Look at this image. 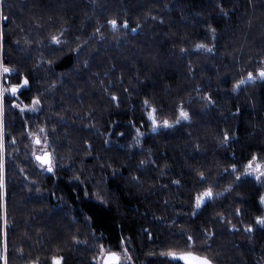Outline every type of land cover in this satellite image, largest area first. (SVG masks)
Wrapping results in <instances>:
<instances>
[{
  "label": "trees",
  "instance_id": "16d2710c",
  "mask_svg": "<svg viewBox=\"0 0 264 264\" xmlns=\"http://www.w3.org/2000/svg\"><path fill=\"white\" fill-rule=\"evenodd\" d=\"M3 16L0 57L19 73L5 86L30 81L3 100L8 264H98L101 244L126 248V264H185L170 249L264 264V184L244 174L253 154L264 162V0H3ZM33 97L39 111L12 102ZM152 107L173 123L151 129ZM130 124L136 146L109 143ZM30 133L47 141L54 171Z\"/></svg>",
  "mask_w": 264,
  "mask_h": 264
},
{
  "label": "snow or ice",
  "instance_id": "6c2138e0",
  "mask_svg": "<svg viewBox=\"0 0 264 264\" xmlns=\"http://www.w3.org/2000/svg\"><path fill=\"white\" fill-rule=\"evenodd\" d=\"M0 19H7V17L3 16V0H0ZM110 25L115 28L118 25V21L116 19H112L109 21ZM123 24L125 27L128 25V21L124 20ZM99 32V29L96 30ZM214 31V29H213ZM0 36H2V31H0ZM62 36V34H61ZM61 36H52L51 41L54 42L56 45H60L64 43L65 41L62 40ZM197 47H208V45L200 44L197 45ZM51 63V61H49ZM13 72H16L17 75H19L18 71L16 69L10 68L6 64L3 63L2 57H0V170L3 169V157H2V152L4 148V143H3V114H4V96L5 93H10L11 96L9 97L11 99L12 96H15L18 91L22 88H25L26 86H29L30 81L27 76H23L21 78V82L17 84H10V86L6 87L5 86V81L3 80V77L6 74H11ZM259 77L261 79H264V67L259 69ZM255 77L253 76L252 72L248 73V79H254ZM247 81L241 80L237 81V87L239 85L246 83ZM209 100H211V97H209ZM15 107L19 108L21 112H23L25 109H30L33 111H39L38 105L40 104V99L39 97H33L32 98V104H16L15 100L12 101ZM145 104H148V101H145ZM156 112L157 109L155 107L151 108V111L148 112V116L152 120L153 127L155 128L156 126L160 125L161 123L164 126H170L171 123L169 120L165 119L162 122L158 121L156 118ZM179 118H189L188 112H186L182 107L180 108L179 111ZM179 118L175 121V123L179 122ZM35 138V143L36 144H45L47 145V141H42L39 136H37L35 133H30ZM142 135V133H141ZM227 133H225V139H227ZM33 155L36 156L37 162H39V166L41 168H46L47 171L52 172L55 170V162L54 158L51 152L47 151V148H45V151L41 154H36L33 153ZM258 160V157L256 154L252 155V158L248 160L247 164L244 165L245 168V173L244 174H254L256 175L257 179H260L261 177H264V163H255ZM233 171L237 169V165L233 164L231 166ZM227 171V170H225ZM201 177H204V173H200ZM237 179H239V176H237ZM179 183V181H177ZM4 186V180L2 177H0V188H3ZM229 188H231V185H229ZM214 198V193L211 187L205 189L202 193H197L195 195V207L200 208L203 204H205L206 200H210ZM99 199H103L102 197H99ZM261 202H264V195H261L259 197ZM240 210L237 209V212ZM195 214V213H193ZM256 220L258 221L259 224L264 225V216H259L256 217ZM8 225V220H7V213L5 209L4 213V219H3V226L5 229V241H4V247H3V252H0V259L3 260V264H8V258H7V240H6V229ZM233 228L236 227V225H232ZM246 230L251 231L252 230V225H246L245 226ZM187 240L192 242V246L194 247L195 242L193 241L192 237H187ZM125 255L122 257L120 252L117 251H112V250H106L104 245H99V255L96 257H93L92 259L94 261H97L98 264H125V261L130 260V254H127V249H124ZM163 255H167L169 257H172L174 260H181L186 262V264H215L214 258L210 257L208 254H201L199 252L195 251H175V250H168L166 253H162ZM52 264H63L64 257L63 256H53L51 258ZM32 264H39L38 261H33Z\"/></svg>",
  "mask_w": 264,
  "mask_h": 264
},
{
  "label": "rangeland",
  "instance_id": "374dc122",
  "mask_svg": "<svg viewBox=\"0 0 264 264\" xmlns=\"http://www.w3.org/2000/svg\"><path fill=\"white\" fill-rule=\"evenodd\" d=\"M39 106L40 105H38V108H39ZM24 111L34 112L33 110H30V109H25ZM149 111L150 110L147 109V113ZM159 126H161V124L158 125V127ZM155 128L152 127L151 129H155ZM141 133H142V130L140 129V127L133 126V125L130 124V126L127 127L126 129H120L118 131L113 130V132H110V134L108 135V141H109V143H115V144L118 143L120 145L133 147V146H136L138 144V141L141 139V136H142ZM37 146L38 147L34 150L33 153H36V154L37 153H43L45 151V148L48 147V145H45L43 143L42 144H37ZM47 150H49V149L47 148ZM33 156H35V155H33ZM255 163H264V162H262V161H260L258 159L256 162H254V164ZM38 164H39V162H38ZM43 169L45 170L46 168H43ZM245 176L250 177V178H253V179L257 180L259 183L264 184V177H261L260 179H257L256 175H254V174H245ZM262 195H264V191H263V194ZM261 204H262L263 209H264V202H261ZM1 252H3V249H1ZM123 256L124 255H122V257ZM128 261L129 260L125 261V264Z\"/></svg>",
  "mask_w": 264,
  "mask_h": 264
},
{
  "label": "water",
  "instance_id": "95a60500",
  "mask_svg": "<svg viewBox=\"0 0 264 264\" xmlns=\"http://www.w3.org/2000/svg\"><path fill=\"white\" fill-rule=\"evenodd\" d=\"M252 80V79H251ZM47 151H49V152H51L52 153V151L51 150H47ZM37 154H41V153H37ZM53 155V154H52ZM35 159H36V156H35ZM182 262H184V261H182ZM185 264H186V262H184Z\"/></svg>",
  "mask_w": 264,
  "mask_h": 264
},
{
  "label": "flooded vegetation",
  "instance_id": "af4514ba",
  "mask_svg": "<svg viewBox=\"0 0 264 264\" xmlns=\"http://www.w3.org/2000/svg\"><path fill=\"white\" fill-rule=\"evenodd\" d=\"M112 251H116V250H112ZM118 252V251H117ZM121 253V255H123V253L122 252H120Z\"/></svg>",
  "mask_w": 264,
  "mask_h": 264
},
{
  "label": "bare ground",
  "instance_id": "6f19581e",
  "mask_svg": "<svg viewBox=\"0 0 264 264\" xmlns=\"http://www.w3.org/2000/svg\"><path fill=\"white\" fill-rule=\"evenodd\" d=\"M52 154H53V152H52Z\"/></svg>",
  "mask_w": 264,
  "mask_h": 264
}]
</instances>
